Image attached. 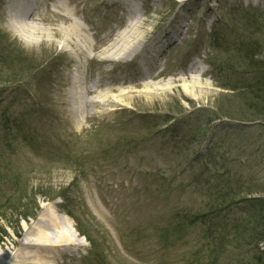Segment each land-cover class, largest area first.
<instances>
[{
    "label": "rangeland",
    "instance_id": "obj_1",
    "mask_svg": "<svg viewBox=\"0 0 264 264\" xmlns=\"http://www.w3.org/2000/svg\"><path fill=\"white\" fill-rule=\"evenodd\" d=\"M8 2L0 0L1 212L26 198L4 213L0 249L14 252L49 204L72 221L79 244L57 264H235L225 253L207 262L217 243L195 220L224 199L222 186L235 194L236 215L264 208V102L244 98L253 80L236 93L221 87L260 78L245 61L253 45L264 74V2L53 0L56 11L79 8L85 29L31 38L6 28ZM9 116L13 138L2 124Z\"/></svg>",
    "mask_w": 264,
    "mask_h": 264
},
{
    "label": "bare ground",
    "instance_id": "obj_2",
    "mask_svg": "<svg viewBox=\"0 0 264 264\" xmlns=\"http://www.w3.org/2000/svg\"><path fill=\"white\" fill-rule=\"evenodd\" d=\"M52 1L11 0L7 4V12L4 13L7 17L6 28L11 31L28 33L30 38L37 34L42 37L50 35L56 37L64 29L69 31L85 29V25L75 19L79 14V8L75 10L62 8L61 12L56 11L51 9ZM117 2H122V0H117ZM125 9L132 14L139 13L138 8L132 4ZM26 16L35 24L28 26L25 21ZM86 25L90 26L89 18H86ZM164 46L165 43L162 47ZM134 51L135 49L127 51L126 56H134ZM196 83L198 82H194ZM109 89L114 90L113 87ZM183 89L187 96L196 98L195 85L185 84ZM84 90L88 91V87H84ZM94 103L99 105L102 102ZM26 229L27 234L18 240L19 245L14 252L7 253L0 249V264H57L64 254V249L79 245L76 240L77 231L72 221L66 215L60 214L55 205L44 204L37 218Z\"/></svg>",
    "mask_w": 264,
    "mask_h": 264
},
{
    "label": "trees",
    "instance_id": "obj_3",
    "mask_svg": "<svg viewBox=\"0 0 264 264\" xmlns=\"http://www.w3.org/2000/svg\"><path fill=\"white\" fill-rule=\"evenodd\" d=\"M226 43H228V41ZM251 48H253L254 51L248 54L245 61L248 62V60H251L252 63H249L248 66H253L255 70L254 74L258 72L260 78L256 79L255 77H253L251 79H248L245 83L237 86L227 85L229 88L225 86L221 87L223 89H228L236 93V87H241L253 80L252 84L245 86L244 91L246 92V94L244 98L248 99L252 97V99L256 101L257 106V104L264 102V74H262L263 71L261 68H263V66L261 65V62L254 59L257 58V55L255 54L258 49L259 52L261 51V47L253 45ZM226 64L227 61H224L222 64L217 65V67L220 69L223 65L226 66ZM247 71L251 74V70ZM261 105L262 104H259L258 106ZM2 124L4 125V129L7 130L8 137L13 138L14 131L11 126L15 124V127L17 128V119H12L9 116L8 119H4ZM205 138L206 133L203 138H201L200 142H203ZM207 164V162L204 163L205 166H207ZM203 169L204 170L202 171V173H199L194 177L190 184L191 186H198V183L202 179L203 172L205 171L204 167ZM226 187L227 186H222V188L218 189L219 192L217 193V197L224 196V199L218 202L219 205H215V202L210 201L202 211L196 214L195 221L202 220L205 226L203 234L207 237V239H211L209 244L211 246H214L217 243L214 248L216 253L211 252L212 256L205 255V259H208L207 262L212 263L214 259L217 260L219 258L218 253H222V255L223 253H225L226 255L234 256L237 259L235 261V264H264V254L259 249L260 243L264 241L263 205L261 206V210H259L257 213H252L247 210L246 213L238 216L236 215L233 207L234 204H236L235 194H233V192L231 191L229 195H225L228 192L226 191ZM23 196L17 198V201L15 200L13 202L12 200L11 203L13 202L14 205H8L4 209L3 213L1 212L0 206V243L5 241V237H8L7 231L6 229L2 228L1 222L2 218H4V213H6L7 209L10 210L15 207L19 209L23 207V205L20 203L24 200V198H26ZM17 202H19L20 204L16 205ZM22 217L26 220L32 218L34 219L36 217V214H25L22 215ZM188 217H190L191 220L195 219L192 218L193 215H185L184 218ZM185 222V225L190 223L188 219H186Z\"/></svg>",
    "mask_w": 264,
    "mask_h": 264
}]
</instances>
